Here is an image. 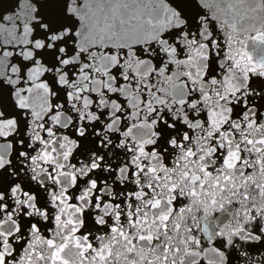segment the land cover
<instances>
[{
    "label": "snow or ice",
    "instance_id": "obj_1",
    "mask_svg": "<svg viewBox=\"0 0 264 264\" xmlns=\"http://www.w3.org/2000/svg\"><path fill=\"white\" fill-rule=\"evenodd\" d=\"M0 264H264V0H0Z\"/></svg>",
    "mask_w": 264,
    "mask_h": 264
}]
</instances>
